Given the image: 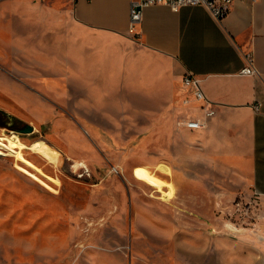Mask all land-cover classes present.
<instances>
[{"label": "rangeland", "instance_id": "374dc122", "mask_svg": "<svg viewBox=\"0 0 264 264\" xmlns=\"http://www.w3.org/2000/svg\"><path fill=\"white\" fill-rule=\"evenodd\" d=\"M64 11L0 0V135L61 154H0V264H247L254 197L216 195L181 148L193 91L136 46L74 39Z\"/></svg>", "mask_w": 264, "mask_h": 264}, {"label": "crops", "instance_id": "0c3cea01", "mask_svg": "<svg viewBox=\"0 0 264 264\" xmlns=\"http://www.w3.org/2000/svg\"><path fill=\"white\" fill-rule=\"evenodd\" d=\"M54 1L64 3L62 14L74 39L84 36L109 50L136 46L164 61L177 80L186 74L199 79L215 114L205 117L198 109L203 101L191 96L190 105L196 106L191 115L204 125L189 129L194 141H183L181 148L186 154L194 148L197 163L218 173L209 177L216 195H244L247 202L254 197L259 219L247 224L243 240L247 264H264V0L236 1L221 19L203 5L178 10L149 5L135 35L129 32L131 0ZM249 55L258 74L241 73ZM256 102L261 103L258 111Z\"/></svg>", "mask_w": 264, "mask_h": 264}, {"label": "built area", "instance_id": "2783aa9c", "mask_svg": "<svg viewBox=\"0 0 264 264\" xmlns=\"http://www.w3.org/2000/svg\"><path fill=\"white\" fill-rule=\"evenodd\" d=\"M236 1H249L254 2L257 0H131V10H130V22H129V32L135 33V26L142 19L143 8L149 5H167L173 10H178L180 7L185 5H203L207 7L212 15L216 19H221L224 17L231 9L232 5ZM242 74H258V70L253 63L252 57L248 56V64L241 69ZM183 82L185 86L189 87L196 99L202 100L201 109L204 112L205 117H210L215 114V109L212 106L211 100H209L200 85L199 79L192 74H186L183 76ZM261 103L256 102L253 104V108L258 111L260 110ZM184 125L189 129H198L204 125V121L199 118H188L184 122Z\"/></svg>", "mask_w": 264, "mask_h": 264}, {"label": "bare ground", "instance_id": "6f19581e", "mask_svg": "<svg viewBox=\"0 0 264 264\" xmlns=\"http://www.w3.org/2000/svg\"><path fill=\"white\" fill-rule=\"evenodd\" d=\"M23 149H29L33 153L42 156L47 160V162H51L56 165L60 161V152L41 139L32 140L28 143V141H24L17 133L0 135V154H5L6 152L17 156L23 151ZM147 172L149 175H152L148 170ZM152 176L157 181H163L154 175ZM164 194L166 195V193Z\"/></svg>", "mask_w": 264, "mask_h": 264}, {"label": "water", "instance_id": "95a60500", "mask_svg": "<svg viewBox=\"0 0 264 264\" xmlns=\"http://www.w3.org/2000/svg\"><path fill=\"white\" fill-rule=\"evenodd\" d=\"M33 130H34V128L32 125H27L26 127L21 129V131H23V132H31Z\"/></svg>", "mask_w": 264, "mask_h": 264}]
</instances>
